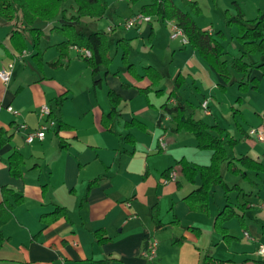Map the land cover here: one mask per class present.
I'll return each instance as SVG.
<instances>
[{
    "label": "crops",
    "instance_id": "1",
    "mask_svg": "<svg viewBox=\"0 0 264 264\" xmlns=\"http://www.w3.org/2000/svg\"><path fill=\"white\" fill-rule=\"evenodd\" d=\"M174 2L181 10L188 11L181 3ZM148 3H140L137 13ZM71 12L75 13L73 4ZM118 12V8L110 7L104 19H88L82 24L81 32L100 31L97 25L108 20L107 15L115 16ZM261 12L264 13L262 9ZM133 15L130 13L125 21ZM67 16H71L69 11ZM153 22L161 21L153 18L150 23L144 22L130 31L121 26L124 32L134 31L131 37L123 33L115 37L118 28L111 24L107 32L112 52L115 51L114 55L111 52L113 65L101 66L94 77L83 56L73 47L71 53L75 56L70 53L64 60L63 70L74 69L78 73L72 72L67 80H56L46 66L39 69L30 60L33 51L19 54L13 50L12 26L0 18V71L14 63L11 82L5 85L0 80V130L11 136L10 142L0 148V203L2 188H10L25 199L2 227L5 242L0 250V264H84L105 259L109 264H202L207 254L227 264L264 263L257 254L259 246H264V209L261 207L264 173L260 176L251 173L243 180L226 171L225 181L240 189L225 194L222 188L216 187L210 213L191 212L184 199L199 183L189 184L177 163L186 159L196 165L209 166L212 153L200 151L192 135L176 133L172 118L162 109L165 104L169 107L176 104L173 99L169 101V95L176 79L183 76L185 84L180 94L194 105L195 119L209 126L218 125L237 140L238 144L229 151L232 158L249 156L264 165V142L249 136L251 130L264 133V76L255 70L249 81L257 79L258 88L246 93L239 87L236 90L234 87L241 75L233 73L232 82L226 84L189 44L171 39L174 22H161L169 24L173 56L182 67L169 77L160 71L161 63L155 64L153 58L147 60L143 68L151 66L163 76L154 89L163 93L143 94L140 90L151 87V81L148 78L137 80L127 71L117 41H127L130 63L143 74L133 57L141 41L155 44L159 39ZM56 25V22L47 24L49 30ZM46 32L50 46L63 40L57 36L52 43V34ZM208 32L214 34V30ZM239 51L240 47L233 52L226 51L228 55L223 59L231 63L239 56ZM254 60L261 62L264 58L255 56ZM170 80V89H165ZM110 90L122 99L118 109L120 116L114 120L115 133L103 125L104 116L112 108ZM59 97L65 98L62 120L67 128L55 125L45 133L43 141L35 139L27 143L28 135L42 124L41 107L53 106ZM239 97L241 105L237 103ZM204 102H208L209 115L202 107ZM8 107L18 115L10 113ZM133 120L146 125L147 132L125 129V124ZM22 125L27 129H21ZM128 134L134 137V144L125 139ZM161 144L166 145L165 149ZM15 151L25 160L21 179L13 178L9 171V158ZM171 172L177 174L176 180L164 183ZM96 179H101L99 184L88 191L89 184ZM228 202L247 205L242 213L243 222L239 221L238 226L231 221L226 224L229 234L236 238L231 242L214 229L216 216ZM57 206L67 210L71 221L60 218L43 229L40 218ZM154 209L158 210L159 228L153 218ZM188 228L198 229L199 235ZM99 230H104L111 242L97 245L95 232ZM245 232L249 233V238L245 237ZM149 240L158 244L153 260L142 256ZM176 240L184 242L174 244Z\"/></svg>",
    "mask_w": 264,
    "mask_h": 264
},
{
    "label": "trees",
    "instance_id": "2",
    "mask_svg": "<svg viewBox=\"0 0 264 264\" xmlns=\"http://www.w3.org/2000/svg\"><path fill=\"white\" fill-rule=\"evenodd\" d=\"M69 1L73 2L75 14L68 17L66 4ZM183 1L184 5L189 7L191 11L181 10L174 0H152L141 7L140 14L161 22H174L183 31L189 45L198 52L203 61L211 66L226 84L232 82L233 73H235L242 76L237 83L242 93L256 90L259 81L257 79L249 80L255 70L261 71L264 76V60L261 62L254 60L255 56L264 58V13L260 11L257 18L248 20L239 6H237L235 15L229 11L226 12L225 25L237 29L236 39L240 45L239 56L229 63L228 60L223 59L228 55L222 43L225 34L220 31L217 36H214L201 29L194 20L195 15L201 14L200 6L195 1ZM109 8L107 0H0V18L12 26L11 46L15 52L21 54L26 51L28 41L33 39L32 60L40 68L43 61L40 41L46 39L42 25L56 22L57 25L51 30L56 32L63 40L55 45L59 55L53 65L62 66L63 61L68 58L69 51L73 47L86 49L90 51L91 57L81 58L92 70V75L95 77L98 75L101 66L109 67L114 61V56L110 52L111 37L109 33L101 31L84 34L80 28L83 19H104ZM117 48L122 50V62L131 75L137 80L148 78L151 81V87L145 90L141 89L140 92L146 94L155 91L156 94L162 95V90L154 89L159 86L163 76L151 66L145 67L142 71L143 74H139L135 66L130 63L131 50L126 40L117 41ZM97 83L95 82V84ZM184 84V77L179 76L174 82V87L169 95V101L173 99L176 104L172 107L165 104L162 109L172 118L176 133L186 132L192 135L197 141V147L200 151L212 153L209 166L196 165L186 159H182L177 163L181 168L183 178L189 184L195 186L199 183V186L184 199L189 210L193 213L208 215L210 213L211 197L216 187L222 188L225 194L240 189V186H230L225 181L224 171L247 180L248 175L251 173L256 176L263 174L264 165L258 159L249 156L240 158L230 156L229 151L238 144L237 140L231 137L228 131L222 127L218 125L209 126L204 121L195 119L194 105L180 94ZM108 97L112 108L104 116L103 125L108 131L115 133L114 120L120 116L118 109L122 99L112 90L108 92ZM64 102L65 98L59 97L55 100L54 105L50 107V117L60 129L67 128L62 120ZM237 103L241 105V97L237 99ZM132 128L147 132L146 125L137 120L125 124V129L130 130ZM125 139L129 143H135L131 134L126 135ZM10 140L11 136L0 130V148ZM24 167L23 155L15 151L9 158L11 176L15 179H21L24 176ZM100 180L96 179L91 182L88 191L93 186H97ZM2 195L3 200L0 203V250L5 242L2 227L12 219L16 207L23 205L25 202L22 194L10 188H2ZM245 208H247L246 204L236 206L228 202L216 216L214 229L227 242H231L236 238L229 234L226 224L234 219L243 222L244 216L242 213ZM158 215V210L154 209L153 218L159 228L161 224L158 221ZM60 218L71 221L67 210L57 206L53 212L43 215L40 222L43 229H45ZM188 230L199 235L198 229L188 228ZM95 240L97 245L111 242L104 230L95 232ZM183 242V240H176L174 244L181 245ZM84 264H109V260L90 261ZM202 264H227V262L215 259L207 254L204 256Z\"/></svg>",
    "mask_w": 264,
    "mask_h": 264
},
{
    "label": "rangeland",
    "instance_id": "3",
    "mask_svg": "<svg viewBox=\"0 0 264 264\" xmlns=\"http://www.w3.org/2000/svg\"><path fill=\"white\" fill-rule=\"evenodd\" d=\"M107 1L109 3V7L114 6L119 9V12L115 16L107 15L108 20H103L102 22H100L97 25L98 29L101 32L108 33L107 32L108 27L111 24H114L118 28L115 37L119 35L118 33H123L126 36L131 37L134 34V31L124 32L121 29V26L125 24V20L127 19L126 17L129 16L130 13L134 15H138L139 13H137V11L140 3L151 2L152 0H136L135 2H133L132 0H123V1L107 0ZM176 1L179 4L181 3L188 11H191L189 7H186L184 5L183 0H176ZM191 1L197 2L201 8V14L194 16V19L195 21H197L198 25L200 24V26L202 28L204 27V29H207V31H209L210 29L214 30V34H212L214 36H217V33L220 31H222L225 34V38L222 39V43L223 45H225V49L227 52L228 51L233 52V50H237V48H239L240 45L236 40L237 29L235 27H227L225 25L226 12L229 11L231 14L235 15L237 11V6H239L244 13L246 12L245 18L251 20V19H255L259 15L261 9L262 11H264V0H191ZM72 4H73L72 1H69L66 4V8L68 9L70 15H72V13L73 15L75 14L74 12H71ZM111 4H113V6H111ZM87 21H89L87 18L84 19L83 20L84 23L82 22V24L83 25L86 24L85 22ZM153 23L155 25V32L157 33L159 39L155 42V44H152L147 40L141 41L137 46V50L134 54L133 59L136 61L138 65L139 72H142L144 69L143 65L147 63V60L149 59L151 60L153 58L155 64L161 63V65L159 66L160 71L171 77L179 67H182V64L178 61V58L175 59L173 56L174 50L169 40L170 37V29L168 27L169 24L165 25L164 23L161 22H153ZM42 28L44 29L45 32L47 31L46 33L52 34L51 42L54 43V40L56 41L57 36L59 35L56 32L49 30L47 24L42 25ZM40 48L43 52L42 67L41 68L38 67L34 63L32 58L30 59L36 65L37 68L43 69V66H46L47 70H51L54 73L56 80L57 79L67 80L71 77L72 72H75V74L78 73L74 71V69L73 70L71 69V71H69V69L63 70L64 61L62 66L53 65L55 60H57L58 58L56 54L58 51L55 45L50 46L46 39H42L40 41ZM32 50H33V39H30V41H28V48L25 52L27 51L31 52ZM110 52H112V46ZM70 53H71V49L69 51L68 58L70 57ZM112 53L114 55L115 51H113ZM71 56L72 57L75 56L73 52L71 53ZM117 61L118 64L121 65L120 55H118ZM113 63L114 61L112 62L111 65H113ZM171 81L172 80L166 82L165 89H170ZM234 88L237 90L238 85L236 84ZM224 174L228 175L226 171H224ZM227 178L228 177H226V179ZM230 223H233L236 226L239 225V221L237 219L232 220Z\"/></svg>",
    "mask_w": 264,
    "mask_h": 264
},
{
    "label": "built area",
    "instance_id": "4",
    "mask_svg": "<svg viewBox=\"0 0 264 264\" xmlns=\"http://www.w3.org/2000/svg\"><path fill=\"white\" fill-rule=\"evenodd\" d=\"M152 21L151 17H145L141 14L134 15L131 18H129L127 21H125V24L123 25L124 29L126 31H130L133 29H136L138 26H140L142 23H150ZM172 28V34H171V39L172 40H178L180 39L181 43L183 45L189 44L187 38L185 37L183 31L175 24L172 23L171 25ZM78 53L83 56L90 58L91 53L90 51L86 49H79L76 48ZM14 72V63L9 64L6 68L2 69L0 71V80L5 84L8 85L13 76ZM202 107L207 115H209V110H208V102H204L202 104ZM7 110L14 114L18 115V112H16L13 108L8 107ZM39 116L40 120L42 121V124L39 129L36 131L30 133L26 139L27 143H32L35 139H38L40 141L44 140L45 133L52 127H55V121L50 117L51 116V109L49 106L45 105L42 106L40 111H39ZM21 129H27L26 125H22ZM250 137H254L258 141L264 142V133L259 131V130H251L249 132ZM161 147L165 149L166 145L161 144ZM177 178V174L175 172H171L169 174V178L164 181V183H168L170 181H175ZM262 209H264V204H262ZM245 237L249 238V233L245 232L244 233ZM158 249V244L155 241H148V244L146 248L142 252V256L147 259V260H153L156 257ZM258 256L261 258V260L264 262V246L260 245L258 250H257Z\"/></svg>",
    "mask_w": 264,
    "mask_h": 264
}]
</instances>
